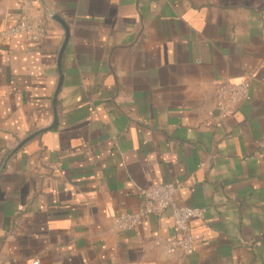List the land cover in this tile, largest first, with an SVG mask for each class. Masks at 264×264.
Masks as SVG:
<instances>
[{"label":"crops","instance_id":"0c3cea01","mask_svg":"<svg viewBox=\"0 0 264 264\" xmlns=\"http://www.w3.org/2000/svg\"><path fill=\"white\" fill-rule=\"evenodd\" d=\"M21 19L40 41L2 36ZM174 183L190 256L155 243L169 210L114 229ZM35 260L264 264V0H0V264Z\"/></svg>","mask_w":264,"mask_h":264},{"label":"built area","instance_id":"2783aa9c","mask_svg":"<svg viewBox=\"0 0 264 264\" xmlns=\"http://www.w3.org/2000/svg\"><path fill=\"white\" fill-rule=\"evenodd\" d=\"M43 31L39 22L21 19L9 29L3 31L4 37H15L23 35L29 43H37L42 37ZM249 81L243 80L235 85L222 86L217 94L215 110L219 120H225L234 116L240 104L246 99L249 91ZM178 191V184H156L141 191L143 205L133 213L122 214L114 219L113 226L117 231H129L137 227L147 215L160 217L162 213L169 210L171 213L173 235L162 240L156 239L157 245L160 242L167 253L176 255L179 258L190 256L194 252L193 238L191 235L190 222L194 219H201L204 216V209L179 206L175 202V194ZM33 264H38L35 260Z\"/></svg>","mask_w":264,"mask_h":264},{"label":"water","instance_id":"95a60500","mask_svg":"<svg viewBox=\"0 0 264 264\" xmlns=\"http://www.w3.org/2000/svg\"><path fill=\"white\" fill-rule=\"evenodd\" d=\"M65 30H66V29H65ZM66 33H67V31H66ZM66 41H67V34H66V37H65V41H64V43H63V45H62V48H61L60 54L63 52L64 46H65V44H66ZM60 84H61V77L59 78V83H58V87H57L56 92H55V96H56V94H57V92H58V89H59ZM55 96H54V99H55Z\"/></svg>","mask_w":264,"mask_h":264}]
</instances>
